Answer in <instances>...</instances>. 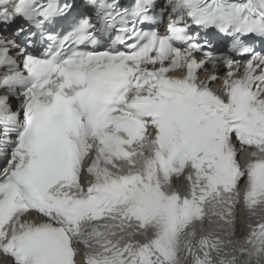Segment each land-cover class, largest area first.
<instances>
[{
	"label": "snow or ice",
	"instance_id": "obj_1",
	"mask_svg": "<svg viewBox=\"0 0 264 264\" xmlns=\"http://www.w3.org/2000/svg\"><path fill=\"white\" fill-rule=\"evenodd\" d=\"M0 68V264H264V0H0Z\"/></svg>",
	"mask_w": 264,
	"mask_h": 264
}]
</instances>
